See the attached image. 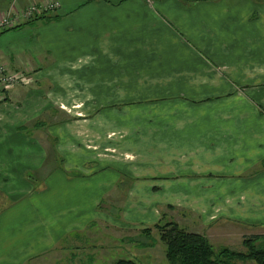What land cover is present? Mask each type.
Returning <instances> with one entry per match:
<instances>
[{
	"label": "crops",
	"instance_id": "0c3cea01",
	"mask_svg": "<svg viewBox=\"0 0 264 264\" xmlns=\"http://www.w3.org/2000/svg\"><path fill=\"white\" fill-rule=\"evenodd\" d=\"M5 18L0 64L32 82L0 105V264H114L166 210L264 229V0H0Z\"/></svg>",
	"mask_w": 264,
	"mask_h": 264
},
{
	"label": "rangeland",
	"instance_id": "374dc122",
	"mask_svg": "<svg viewBox=\"0 0 264 264\" xmlns=\"http://www.w3.org/2000/svg\"><path fill=\"white\" fill-rule=\"evenodd\" d=\"M33 6L35 7V5ZM38 8L42 9L40 7ZM47 14L49 13H44L40 17L46 16ZM33 20H35V18ZM260 112L262 115H264L262 110ZM166 211L169 217H165V220L160 222L161 225L166 224L167 221H170L178 224L181 228L189 232L205 235L214 246L216 251H219L222 248H228L234 252H246V249L243 247L242 243L244 239L252 238L254 236H262L256 243V246L258 248L264 249V229H259L258 227L252 226L254 228L250 227V230L245 229V231H243L244 229L238 231L237 228L234 229L231 227H228L230 229L228 230V228H226V226L224 227L222 224H216L214 226L215 228L213 229L207 227L206 225L202 226L201 223L193 216L190 217L183 215L178 211ZM155 226L156 225L151 226V234H146V231H143L145 229H139L137 243L135 242L133 245L124 242L120 243L119 247H121L122 251H120L118 255H115L113 258L116 260H131L136 264H170L166 258L165 245L161 242L159 231L156 230ZM123 235L131 236L130 232L125 230ZM135 240L136 238L133 236V242ZM145 245H152L153 248H142V246Z\"/></svg>",
	"mask_w": 264,
	"mask_h": 264
},
{
	"label": "trees",
	"instance_id": "16d2710c",
	"mask_svg": "<svg viewBox=\"0 0 264 264\" xmlns=\"http://www.w3.org/2000/svg\"><path fill=\"white\" fill-rule=\"evenodd\" d=\"M155 228L165 245L170 264H264V249L256 246L262 236L244 239L242 244L246 252H234L228 248L216 251L205 235L189 232L174 222L159 223ZM148 232L150 230H146ZM114 264L136 263L119 260Z\"/></svg>",
	"mask_w": 264,
	"mask_h": 264
},
{
	"label": "built area",
	"instance_id": "2783aa9c",
	"mask_svg": "<svg viewBox=\"0 0 264 264\" xmlns=\"http://www.w3.org/2000/svg\"><path fill=\"white\" fill-rule=\"evenodd\" d=\"M57 9V6L50 5L42 9L31 6L23 12L25 20H33L40 17L44 13H50ZM14 22L12 18H5L0 22V28L8 27ZM32 79L25 73L13 72L3 64H0V105L5 103L8 98V93L14 90L17 86L28 85Z\"/></svg>",
	"mask_w": 264,
	"mask_h": 264
}]
</instances>
